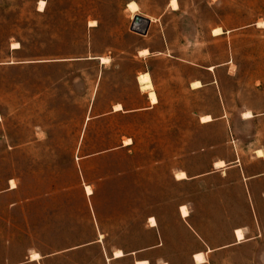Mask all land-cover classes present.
Wrapping results in <instances>:
<instances>
[{
    "label": "rangeland",
    "instance_id": "1",
    "mask_svg": "<svg viewBox=\"0 0 264 264\" xmlns=\"http://www.w3.org/2000/svg\"><path fill=\"white\" fill-rule=\"evenodd\" d=\"M175 1L177 11L171 0H0V248L9 243V263L37 247L45 220L76 222L79 241L97 223L107 248L129 251L149 244L142 226L154 214L172 226L169 262L192 264L175 210L187 201L198 209V186L171 174L204 173L228 154V126H201L199 116L264 112V0ZM134 16L151 21L146 35L131 30ZM142 48L165 55L139 58ZM141 71L151 73L158 104L98 118L115 104L143 105ZM191 80L215 84L193 92ZM219 222L224 243L230 224ZM207 264H264V244Z\"/></svg>",
    "mask_w": 264,
    "mask_h": 264
},
{
    "label": "crops",
    "instance_id": "2",
    "mask_svg": "<svg viewBox=\"0 0 264 264\" xmlns=\"http://www.w3.org/2000/svg\"><path fill=\"white\" fill-rule=\"evenodd\" d=\"M145 50L148 55L140 56L139 53ZM152 53L150 49L142 48L137 52V56L146 59L151 55L152 57L165 55L163 51ZM186 63L193 66L189 62ZM143 73H148L151 80L149 71H141L136 74V83L137 76ZM197 81L202 87L192 89V83ZM151 83L154 91L152 80ZM214 84L215 82H209L204 85L199 80H191L188 82V88L195 92ZM138 92L144 99L140 108L126 110L122 104H115L120 105V111H115L113 106L111 111L99 115L98 118H108L114 114L135 116L152 110L158 104L155 91L157 98L155 105L150 103L147 93L140 91L139 85ZM220 100H222L221 96ZM245 113H250L251 117L245 118ZM204 116H210L212 120L201 123L200 118ZM229 118L230 115L223 109V112L217 116L204 114L197 120L201 126L216 124L228 126L229 137L223 142V146L228 151L227 156L215 158L209 170L198 175H189L184 169H178L171 174L173 183L198 186V209L193 202L187 201L178 204L175 210V224L178 231L186 238V243L190 242V238L193 242L192 251L187 255L192 264H197L195 256L199 254L204 259L202 264H207L209 258H219L228 249L243 245L259 247L264 244V112L246 110L241 112L236 120ZM255 123L258 125L251 130ZM258 152L262 154L259 156ZM221 162L223 166L215 167L216 163ZM178 173H184L185 178L176 180L175 176ZM211 182L213 185H210ZM13 190L15 189H9V191ZM211 203L213 221L207 218V212L210 210L208 205ZM181 207L189 211L185 218L181 216ZM195 210L201 213L197 216ZM150 218L155 220L153 227L149 223ZM223 220L230 224L229 240L224 243L221 232H218L221 223L219 221ZM45 223L47 224L37 233V247L28 249L23 260L9 263L8 257H3V251L7 252L9 249V243L6 242L4 247L0 248V264H171L168 253L173 244L172 226L165 225L154 214H151L142 226L150 237L149 244L129 251L122 248H107V234L97 223H91L89 234L81 241L78 240L76 222L70 220L62 223L54 218L53 221L45 220ZM236 231H241L243 234L244 239L240 242L236 238ZM183 242L184 240H181L182 244ZM116 251H121L122 256L115 257ZM33 253L39 256L38 259L31 260Z\"/></svg>",
    "mask_w": 264,
    "mask_h": 264
},
{
    "label": "bare ground",
    "instance_id": "3",
    "mask_svg": "<svg viewBox=\"0 0 264 264\" xmlns=\"http://www.w3.org/2000/svg\"><path fill=\"white\" fill-rule=\"evenodd\" d=\"M44 5H45V3H44V1H39V3H38V11L39 12H42L43 11V9H44ZM170 7H171V10L172 11H177L178 10V5H177V2L175 1V0H171V2H170ZM127 10L132 14V15H134V14H136L137 12H138V6H137V4L136 3H134V2H129L128 3V5H127ZM93 24V23H92ZM143 21H141V22H137V24H135V27L137 28V29H142L143 28ZM91 26V25H90ZM258 26L259 27H264L263 26V24H258ZM222 34V31H221V29H219V28H216V29H214L213 31H212V36H220ZM13 46L14 47H12V48H14V49H18V46H17V44H13ZM139 55L140 56H146V55H148V52L145 50V51H141L140 53H139ZM100 60H101V62L103 63L104 61H105V59H103V58H100ZM210 69H212V68H210ZM137 83H138V85H139V87H140V90L143 92V93H147V96H148V98H149V101H150V103L152 104V105H155L156 103H157V98H156V95H155V93H154V91H153V86H152V83H151V80H150V76H149V74L148 73H143V74H140V75H138L137 76ZM192 87L193 88H195V89H198V88H201V84L197 81V82H194L193 84H192ZM120 109H121V107H120V105H116L115 107H114V110L115 111H120ZM244 117L245 118H249V117H251V115H250V113H245L244 114ZM212 119H211V117L210 116H204V117H202L201 118V122L202 123H207V122H210ZM41 137V136H40ZM131 144V141L130 140H127L126 142H124V145L125 146H128V145H130ZM259 156L262 154L261 152H258L257 153ZM221 166H223V164H222V162L221 163H216L215 164V167H221ZM176 180L177 179H184L185 178V175H184V173H178V174H176ZM15 184L11 181L10 182V186H11V189H14L15 188V186H14ZM84 191H85V194H86V196H88V197H90L91 195H92V190H91V188L89 187V186H85L84 187ZM180 212H181V216L183 217V218H185V217H187L188 216V212L189 211H187V209L185 208V207H181V209H180ZM155 220H153L152 218H150L149 219V223H150V225H152V227L155 225V222H154ZM235 235H236V238H237V240L240 242V241H242L244 238H243V234H242V232L241 231H236V233H235ZM100 238V237H99ZM114 255H115V257H121L122 256V253H121V251H116L115 253H114ZM38 255L37 254H35V253H33V254H31V260H36V259H38ZM114 257V256H113ZM30 260V261H31ZM202 261H204V259H203V257H202V255H197L196 256V258H195V262L197 263V264H200Z\"/></svg>",
    "mask_w": 264,
    "mask_h": 264
},
{
    "label": "water",
    "instance_id": "4",
    "mask_svg": "<svg viewBox=\"0 0 264 264\" xmlns=\"http://www.w3.org/2000/svg\"><path fill=\"white\" fill-rule=\"evenodd\" d=\"M143 21V28L142 29H137L135 27V24H137V22H141ZM150 20L148 19H144L140 16H134L133 17V22H132V26H131V30L135 33H138V34H141V35H146L147 34V31H148V28H149V25H150Z\"/></svg>",
    "mask_w": 264,
    "mask_h": 264
},
{
    "label": "built area",
    "instance_id": "5",
    "mask_svg": "<svg viewBox=\"0 0 264 264\" xmlns=\"http://www.w3.org/2000/svg\"><path fill=\"white\" fill-rule=\"evenodd\" d=\"M132 26V25H131Z\"/></svg>",
    "mask_w": 264,
    "mask_h": 264
}]
</instances>
